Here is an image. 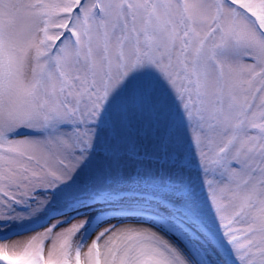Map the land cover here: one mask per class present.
I'll return each instance as SVG.
<instances>
[{
    "label": "snow or ice",
    "instance_id": "1",
    "mask_svg": "<svg viewBox=\"0 0 264 264\" xmlns=\"http://www.w3.org/2000/svg\"><path fill=\"white\" fill-rule=\"evenodd\" d=\"M0 264H264V0H0Z\"/></svg>",
    "mask_w": 264,
    "mask_h": 264
}]
</instances>
